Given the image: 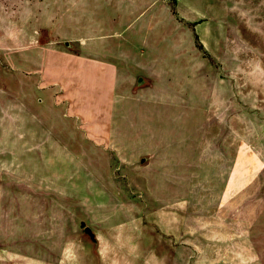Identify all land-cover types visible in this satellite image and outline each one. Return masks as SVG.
<instances>
[{
  "label": "rangeland",
  "instance_id": "rangeland-1",
  "mask_svg": "<svg viewBox=\"0 0 264 264\" xmlns=\"http://www.w3.org/2000/svg\"><path fill=\"white\" fill-rule=\"evenodd\" d=\"M0 264H264V0H0Z\"/></svg>",
  "mask_w": 264,
  "mask_h": 264
},
{
  "label": "water",
  "instance_id": "water-1",
  "mask_svg": "<svg viewBox=\"0 0 264 264\" xmlns=\"http://www.w3.org/2000/svg\"><path fill=\"white\" fill-rule=\"evenodd\" d=\"M65 45H66L67 47H71V43H70V42H66ZM138 83H139V85H142V84L144 83V79H143V78H139ZM146 161H147L146 158H143V159H142V163H143V164L146 163ZM85 233H86L87 235L90 236L91 240H92L94 243L97 244V238H96L95 234L93 233V231L91 230V228L86 227V228H85Z\"/></svg>",
  "mask_w": 264,
  "mask_h": 264
}]
</instances>
